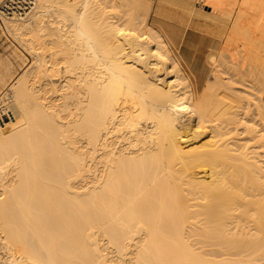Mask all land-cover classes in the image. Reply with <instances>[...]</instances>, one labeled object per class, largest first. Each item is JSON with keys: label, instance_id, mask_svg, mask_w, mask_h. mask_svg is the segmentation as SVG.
<instances>
[{"label": "bare ground", "instance_id": "1", "mask_svg": "<svg viewBox=\"0 0 264 264\" xmlns=\"http://www.w3.org/2000/svg\"><path fill=\"white\" fill-rule=\"evenodd\" d=\"M93 1L0 0V264H264V0Z\"/></svg>", "mask_w": 264, "mask_h": 264}, {"label": "rangeland", "instance_id": "2", "mask_svg": "<svg viewBox=\"0 0 264 264\" xmlns=\"http://www.w3.org/2000/svg\"><path fill=\"white\" fill-rule=\"evenodd\" d=\"M91 1H93V0H91ZM95 1V3H94V5L93 6H95V7H98V8H100L101 9V7L100 6H103V8L105 7L104 5H103V3H101V2H99L98 0L96 1V0H94ZM93 1V2H94ZM101 1V0H100ZM156 1L157 0H155V4H156ZM97 2V3H96ZM98 2L101 4H99V5H97L98 4ZM102 2H104V1H102ZM202 3H206V4H208L209 5V3L208 2H199V0H195L194 1V5H195V10H196V14H193L192 16H191V14H185L184 16H182V17H180L179 15H177L178 14V12H173V14H175V15H171V16H169V15H167V17H165V19L164 18H160V17H157V18H155V16H152L153 15V11H152V13H151V16L149 17L150 19L148 20V22L149 23H152V22H159V23H161L162 25H163V27L164 28H166V30L167 31H169L170 33H172V34H176V32H178L179 30H181L180 29V27H183L184 25H182L181 23H179V22H177L176 20H184L185 22H186V27H185V32L187 31H191V30H193L194 28H192L191 27V24H192V22H194L195 24H197V22H198V24H203V17L202 16H199L197 13L198 12H200V13H202L203 15H212L213 14V12H209L210 10H211V8H209V6H207V5H204V4H202ZM97 6H96V5ZM199 7V8H198ZM203 8V9H202ZM96 10H97V8H95ZM99 10V9H98ZM103 9H101V11H102ZM173 10H177L176 9V7H174L173 8ZM169 17H171L172 19H170ZM191 19V20H190ZM190 21V22H189ZM200 33H206V30L204 29V28H199V30H198ZM10 34H8V33H5L3 30H1L0 29V60H8L9 61V63L10 64H12V66H14L15 68H17V67H19V65L24 61V60H26L27 58L29 59H31V58H33L32 57V53H29V51L28 50H26L27 48L21 43V42H19V41H16L17 39H15L12 35H10ZM12 37V38H11ZM26 48V49H25ZM204 53H209V52H211L212 51V49H211V51L210 50H208V49H206V48H204ZM21 51V52H20ZM28 51V52H27ZM26 52V53H25ZM14 53V54H13ZM18 53V54H17ZM12 54V55H11ZM25 54V55H24ZM183 54L184 55H186L187 56V53L185 52V51H183ZM18 55V56H17ZM19 55H21V56H19ZM209 55V54H208ZM189 56V55H188ZM25 57V59H23ZM27 59V60H28ZM29 59V60H30ZM21 61V62H20ZM19 64V65H18ZM0 65H1V63H0ZM243 70H245V68H243ZM231 71V70H230ZM231 73H232V71H231ZM254 74H257L256 72H253V74H252V76H254ZM56 76H54V80L56 81L57 80V77L55 78ZM197 77H198V79H202V80H204L205 78V80H208V81H210L212 78H213V73H212V71L208 68V67H205V68H203V70H200L199 71V73H198V75H197ZM235 77H233L231 80H229V82H231V84H232V86H234V87H236V89L238 88L239 90L241 89L242 91H244L242 88L244 87L241 83H239L238 81L240 80V79H238V75H236V79L238 80V81H235V79H234ZM258 80H260V77L259 76H257L256 77ZM202 82V81H201ZM200 84H202V83H200ZM244 84H246V82H244ZM252 89V88H251ZM250 90V89H249ZM256 89H252V90H250V91H254L253 93V96H251L252 97V99L251 100H253L254 102H256L257 101V99H256V96H257V94H258V96L261 94L260 92H258V91H255ZM254 99H256V101L254 100ZM258 102V101H257ZM251 103H253L252 101H251ZM254 105L252 104V107H253ZM251 107V108H252ZM255 108L253 107L250 111L253 113V112H256L257 110L255 109ZM262 113H263V117H264V109H262ZM207 132H208V130H207ZM243 134V133H242ZM241 134V135H242ZM245 136V135H244ZM206 139H208V137H205L204 139H202V140H206ZM196 141H197V139H195ZM193 141V140H192ZM191 146V145H190ZM189 146V147H190ZM203 172V170L202 169H199L198 170V173H200V174H198L197 173V175H201V174H203L202 173Z\"/></svg>", "mask_w": 264, "mask_h": 264}, {"label": "built area", "instance_id": "3", "mask_svg": "<svg viewBox=\"0 0 264 264\" xmlns=\"http://www.w3.org/2000/svg\"><path fill=\"white\" fill-rule=\"evenodd\" d=\"M1 10L4 11V12H6V10H4V8H1ZM9 16H10V15H9ZM22 16H24V15H22Z\"/></svg>", "mask_w": 264, "mask_h": 264}]
</instances>
